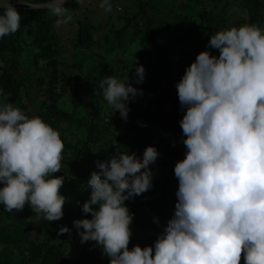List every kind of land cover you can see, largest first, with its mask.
<instances>
[{
    "label": "clouds",
    "instance_id": "9594fccd",
    "mask_svg": "<svg viewBox=\"0 0 264 264\" xmlns=\"http://www.w3.org/2000/svg\"><path fill=\"white\" fill-rule=\"evenodd\" d=\"M18 2L49 10L57 27L73 19L64 0ZM100 7L110 12V0H101ZM0 9L3 38L20 30L22 17L12 0H0ZM144 76L137 63L133 77L106 76L99 83L112 115L118 111L127 120L128 102L143 94L131 81L142 84ZM176 89L186 152L174 165L172 218L152 246L129 248L133 214L125 201L153 187L150 165L159 152L146 146L141 158L115 146L90 174V196L81 210L91 218L73 221L81 243L95 242L108 264H240L242 254L244 264H264V27L246 23L212 34ZM64 147L59 131L41 117L29 118L13 103L0 102L5 211L20 212L28 204L46 221L63 217L65 178L53 174L62 169ZM64 233L71 229L61 226L58 234Z\"/></svg>",
    "mask_w": 264,
    "mask_h": 264
},
{
    "label": "trees",
    "instance_id": "16d2710c",
    "mask_svg": "<svg viewBox=\"0 0 264 264\" xmlns=\"http://www.w3.org/2000/svg\"><path fill=\"white\" fill-rule=\"evenodd\" d=\"M135 1L136 9L128 12L125 8V15L114 16L115 21H122L116 28L111 23L115 6L112 13L105 12L101 0L65 2L73 19L59 27L57 17L47 9L16 8L22 17L20 30L0 38V102L7 100L29 118L39 116L59 131L65 146L63 166L53 175L64 176L60 194L66 197L58 221L40 218L28 204L12 212L18 214L14 224L0 226V264H108L109 258L95 242L81 243L73 221L91 218L81 210L91 192L88 180L91 172L99 171L97 162L114 154L115 146L141 158L146 146L159 152L150 168L153 177L161 173L160 183L125 201L133 214L129 248L152 246L172 218L178 189L174 165L186 152L179 123L184 110L176 83L215 32L246 23L264 27V0H160V7L154 0ZM155 23H166L172 31L160 36ZM103 41L109 43L104 49V55L110 56L105 65L102 53L82 56L85 49L101 46ZM168 42L192 57L186 55L178 65ZM27 48L33 52L29 72L20 70ZM210 51L218 55V50ZM78 56L83 58L79 63L74 60ZM137 63L145 69L144 81L131 82L143 94L128 102L125 121L118 111L112 115L113 109L105 100L94 98L93 92L101 75L123 79L128 73L131 78ZM32 92L33 113L24 102ZM5 213L0 204V216ZM61 226L70 228L71 234L59 235ZM240 264H244L243 254Z\"/></svg>",
    "mask_w": 264,
    "mask_h": 264
},
{
    "label": "rangeland",
    "instance_id": "374dc122",
    "mask_svg": "<svg viewBox=\"0 0 264 264\" xmlns=\"http://www.w3.org/2000/svg\"><path fill=\"white\" fill-rule=\"evenodd\" d=\"M111 2V6H112V3H113V6L111 7V13H112V10L114 9V6H115V9H117L116 7H119L120 8V11H115L114 9V12H113V16L111 18V23H114V27H118L122 21H115L114 19V16L115 15H120V16H123L126 14V10L125 8L128 9V12L129 10H134L136 9V1L135 0H110ZM154 3L160 7V0H154ZM130 7V8H129ZM105 13V12H104ZM105 15V14H104ZM154 17H155V22L158 21V16H156V14H154ZM110 22V20H109ZM108 22V23H109ZM108 25V24H107ZM155 26L157 27V29H159V32H158V35L160 36H163L164 34V31L165 32H171L172 29L171 27H169L166 23H163V24H158V23H155ZM173 36H171L170 38L172 39ZM100 42V41H99ZM107 43V44H106ZM109 43L108 42H105L103 41L102 45L100 46L99 43L96 44V46L94 47L93 45L89 47V49H85L84 52H80L79 55L82 53V56L85 55V56H90L92 54H101L104 55V49H106L108 47ZM167 48L169 49V52H170V55L171 57L174 59L175 63H177L178 65H182L181 64V61L183 59V57H185L186 55L190 56L189 53L185 54V53H181L179 50H178V45L176 43H171V42H168L167 43ZM32 49L31 48H27L23 55H22V61H21V66H20V70L22 68H24L23 70L25 72H29L32 68H31V55H32ZM82 56H78L76 57L74 60L79 63L80 61L83 60ZM98 56V55H97ZM95 56V58L97 57ZM91 57H94V56H91ZM110 56L109 55H104L102 62L104 65L106 63V59H108ZM192 57V56H190ZM96 61V60H95ZM94 61V62H95ZM101 65V64H100ZM100 65H96L97 67ZM100 68H103V67H100ZM175 69V68H174ZM19 73V72H18ZM106 77H104L103 75L100 76V80L102 81L103 79H105ZM31 80H33V78H31ZM84 91V89H83ZM88 92H91L90 89H88ZM84 94V92H83ZM94 94V98H96L97 100L99 101H103L104 98H103V94H102V91H99L98 88H96V90L93 92ZM34 93H30L28 96H27V99H24V102L26 103H29L30 105V108L29 110L33 113L34 112V109H35V106H36V102L35 100H33L34 98ZM105 119L108 118V116H104ZM157 176V177H156ZM153 177V183H160V176H161V173L160 172H157V175ZM10 214V215H8ZM8 217L7 219H5V217ZM18 219V214L17 216L14 215L12 212H7L2 216H0V226L4 227L6 225H12V223L14 224V221ZM4 220H6L7 222H5ZM137 232V231H136ZM138 233L141 234V232L138 231Z\"/></svg>",
    "mask_w": 264,
    "mask_h": 264
},
{
    "label": "water",
    "instance_id": "95a60500",
    "mask_svg": "<svg viewBox=\"0 0 264 264\" xmlns=\"http://www.w3.org/2000/svg\"><path fill=\"white\" fill-rule=\"evenodd\" d=\"M68 1H70V0H64V3H65V2H68ZM42 2H43V1H42ZM12 3L14 4V6H15L16 8L32 9V8H30V7H26L23 3L18 2V0H13ZM39 9H44V8H39Z\"/></svg>",
    "mask_w": 264,
    "mask_h": 264
},
{
    "label": "built area",
    "instance_id": "2783aa9c",
    "mask_svg": "<svg viewBox=\"0 0 264 264\" xmlns=\"http://www.w3.org/2000/svg\"><path fill=\"white\" fill-rule=\"evenodd\" d=\"M117 9H119V7H116Z\"/></svg>",
    "mask_w": 264,
    "mask_h": 264
}]
</instances>
